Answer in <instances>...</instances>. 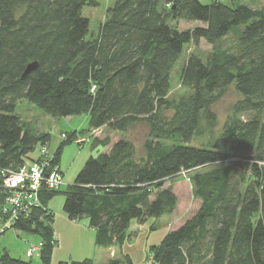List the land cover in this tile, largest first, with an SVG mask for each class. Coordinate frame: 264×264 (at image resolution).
Masks as SVG:
<instances>
[{"label":"trees","instance_id":"obj_1","mask_svg":"<svg viewBox=\"0 0 264 264\" xmlns=\"http://www.w3.org/2000/svg\"><path fill=\"white\" fill-rule=\"evenodd\" d=\"M115 0L95 35L82 14L96 0H0V168L36 161L29 154L50 141L15 112L24 99L51 117L85 114L88 129L73 131L53 152L91 129L90 156L65 191L62 210L86 218L100 247L121 246L131 221L170 214L178 197L165 181L190 176L197 210L151 246L159 264H264V5L231 0ZM171 20L199 22L178 29ZM212 45L206 59L191 52L179 69L184 92L169 94L171 73L187 44ZM37 66L26 76L29 63ZM233 86L240 95L210 145L190 141L201 118ZM245 114V118L239 115ZM143 128L140 151L128 136ZM122 133L112 140L110 133ZM59 192L43 190L41 205L15 227L39 236L49 264L53 212ZM6 191L0 176V209ZM0 264H31L0 255ZM59 264H95L92 259ZM104 264H131L128 257Z\"/></svg>","mask_w":264,"mask_h":264},{"label":"rangeland","instance_id":"obj_2","mask_svg":"<svg viewBox=\"0 0 264 264\" xmlns=\"http://www.w3.org/2000/svg\"><path fill=\"white\" fill-rule=\"evenodd\" d=\"M202 3H211L214 0H199ZM223 3L232 4L231 0H220ZM237 3L248 5L249 7L258 9L264 5V0H234ZM115 0H96L95 6H85L82 14L89 21V35H95L99 26L105 21L108 10L114 4ZM170 24L178 29H187L200 25L199 22H191L185 20H171ZM212 50V45L199 40L197 45L187 44L177 61L175 68L171 73V87L169 94L173 97L179 96L184 92L180 85L179 69L182 62L191 52L196 53L202 59H206ZM240 98V95L235 91L233 86H229L224 94L217 100L213 106L215 115L214 123L201 118L198 129L191 139L190 143L197 146L210 145L212 140L218 136L222 130L223 123L227 117H232V104ZM15 112L21 117L24 123L31 125L40 133H49L50 141L46 145L47 150L53 153L56 148L62 144L63 140L67 139L73 131L79 133L80 130L88 129V121L86 115L68 116V117H51L44 113L35 104L20 100L17 103ZM240 118H245L246 115H239ZM107 130L100 129L94 132V137L103 138ZM80 134V133H79ZM78 134V135H79ZM128 136L134 141L136 149L140 151L141 141L143 139V128L136 126L127 132ZM112 140L118 138L122 133L112 132L109 134ZM42 145L37 143L29 156L33 159L39 157ZM105 147L98 145L93 147V138L83 144H77L74 140L63 144L59 160L60 169L63 171V184L59 192L48 202L47 206L54 213L62 212L64 196L62 194L70 184L73 183L76 174L82 168L84 162L90 156H97L105 151ZM194 171V170H193ZM192 171V172H193ZM192 172L184 171L176 175L173 179L165 181L164 186H170L178 197V202L175 209L170 214L163 215L161 221L167 223L170 229L179 226L183 221L192 215L198 208L200 200L194 195V188L190 179ZM151 219V218H150ZM1 225V224H0ZM39 236L21 231L10 227L0 234V255L3 251H7L12 257L22 260H30L31 264H43L39 255L28 257L26 249L32 244H37Z\"/></svg>","mask_w":264,"mask_h":264},{"label":"crops","instance_id":"obj_3","mask_svg":"<svg viewBox=\"0 0 264 264\" xmlns=\"http://www.w3.org/2000/svg\"><path fill=\"white\" fill-rule=\"evenodd\" d=\"M86 120L88 121V116ZM100 129L104 128L98 130ZM162 217L149 218L142 224L133 220L127 230V234L132 235L127 237L121 246L100 247L95 243V230L89 227L86 218L76 220L69 218L63 211L53 212L51 227L56 241L51 250L49 264L83 259H92L95 264H104L109 259L123 257H128L131 264H159L154 261L149 248L158 245L170 230L168 224L161 221Z\"/></svg>","mask_w":264,"mask_h":264},{"label":"built area","instance_id":"obj_4","mask_svg":"<svg viewBox=\"0 0 264 264\" xmlns=\"http://www.w3.org/2000/svg\"><path fill=\"white\" fill-rule=\"evenodd\" d=\"M96 130L91 129L87 134L78 135L74 141L80 145L90 141ZM0 176L2 187L6 191L5 202L0 209V234L10 227L17 229L18 233L21 232L14 225L41 205L40 193L43 190H59L63 184V171L46 145L42 146L36 161L23 163L16 169L0 168ZM55 241L53 236V242ZM41 248L42 242L38 241L37 244L27 247L26 255H39Z\"/></svg>","mask_w":264,"mask_h":264},{"label":"water","instance_id":"obj_5","mask_svg":"<svg viewBox=\"0 0 264 264\" xmlns=\"http://www.w3.org/2000/svg\"><path fill=\"white\" fill-rule=\"evenodd\" d=\"M36 66H37L36 62L29 63L26 66V68H25V70H24V72L22 74V77L26 76L30 71H32L34 68H36Z\"/></svg>","mask_w":264,"mask_h":264}]
</instances>
